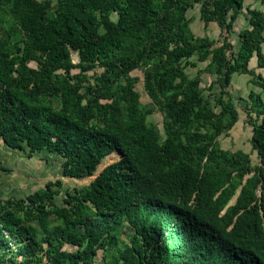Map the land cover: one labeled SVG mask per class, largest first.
<instances>
[{
    "label": "trees",
    "instance_id": "16d2710c",
    "mask_svg": "<svg viewBox=\"0 0 264 264\" xmlns=\"http://www.w3.org/2000/svg\"><path fill=\"white\" fill-rule=\"evenodd\" d=\"M56 4L51 15L52 0H0V22L7 24L0 140L29 157L43 150L60 156L62 176L72 179L95 176L115 152L121 158L67 192L64 207L53 202L59 180L24 199L0 201V264H41L43 257L47 264H93L99 228H118L139 204L152 209L138 231L141 243L119 251L113 264H264V76L249 68L255 57L264 70V14L247 9L249 28L235 52L228 34L243 0ZM197 4L204 26L220 29L219 47L190 31L186 13ZM195 54L200 62L210 57L220 74L218 114L202 99L199 78L189 80L181 66ZM96 68L103 70L96 83L83 86ZM138 69L146 95L164 113L163 140L140 111L130 77ZM234 74L248 75L261 91L248 95L256 109L255 119L247 114L260 161L254 167L249 154L217 143L238 119L222 99ZM51 217L61 224L51 227Z\"/></svg>",
    "mask_w": 264,
    "mask_h": 264
},
{
    "label": "rangeland",
    "instance_id": "374dc122",
    "mask_svg": "<svg viewBox=\"0 0 264 264\" xmlns=\"http://www.w3.org/2000/svg\"><path fill=\"white\" fill-rule=\"evenodd\" d=\"M43 1V0H37ZM56 0H52L51 11L52 15L56 9ZM200 4L194 5L192 9L186 13V19L189 21V28L194 37L207 38L214 43L213 47H219L222 44L221 32L215 23H210L206 27L200 21L199 13ZM7 20V15H5ZM115 19V16H113ZM247 18L245 14L239 15L234 21L232 31L228 34V42L232 50L237 52L240 41L239 33L248 27ZM7 36V24L0 22V39H5ZM262 53L264 55V44L262 45ZM74 62L76 57L73 56ZM211 58L206 61L200 62L198 55H193L190 59L182 62L181 66L184 73L189 80L196 77L199 78V91L202 99L207 102L208 107L213 113L218 114L221 110V105L218 102L220 97V88L218 81L220 74L216 73L214 67H210L209 63ZM31 66L33 64H30ZM250 69H254L256 74L264 76V70L258 69L256 66L250 65ZM102 69L96 68L85 74L83 86L88 84L94 85L97 77L102 73ZM77 73V70L74 71ZM130 77L134 79L133 89L139 94L140 104L139 108L141 113L146 114V123L154 127L160 134L161 140L164 139L163 135V120L164 113L161 109L152 103L143 89V73L141 70H135L130 73ZM251 77L248 75L234 74L231 78V84L227 88L226 94L223 96V101H230L237 112V122L228 132L221 134L217 143L218 146L225 151L236 152L243 151L250 156V165H259L260 161L256 152L252 151L250 145V138L252 128L248 124L247 114L252 111L250 116L255 119L252 102L249 99V93L254 92L259 94L261 91L249 83ZM262 98L264 99V95ZM58 108V102H55ZM120 159L119 153L115 152L114 155L106 157L97 169L96 175L101 172L106 166L114 163ZM63 158L55 155L49 151L43 150L34 153L32 156H27V152L15 151L7 148L0 140V201L8 199L19 200L24 199L26 196L44 190L48 182H55L59 180L61 186L59 193L53 198V202L57 207H64L63 199L67 192H72L73 188H84L88 186L94 177H87L84 179H72L62 176ZM53 189H56L54 187ZM234 202V199L233 201ZM151 208L145 204L134 206L127 212L124 220L118 228L110 229L105 227L99 228V234L95 246L98 251L93 264H113V260L119 251H123L126 247L136 249L141 243L138 237V231L143 221L150 215ZM51 227L60 225L61 221L52 219ZM91 224V222H88ZM32 230L35 235L40 238L42 232L37 223H32ZM112 237V239H111ZM45 247V246H44ZM43 257V254H40ZM41 264H47V260L43 257Z\"/></svg>",
    "mask_w": 264,
    "mask_h": 264
},
{
    "label": "crops",
    "instance_id": "0c3cea01",
    "mask_svg": "<svg viewBox=\"0 0 264 264\" xmlns=\"http://www.w3.org/2000/svg\"><path fill=\"white\" fill-rule=\"evenodd\" d=\"M247 9H250V10H257V11H260L264 14V5L261 4V0H243V9H242V14H245L246 15V18H247ZM247 23H248V20H247ZM248 27L246 29L249 28V24H247ZM257 65L256 63V58L253 57L250 62H249V66L250 65ZM250 68V67H249Z\"/></svg>",
    "mask_w": 264,
    "mask_h": 264
},
{
    "label": "water",
    "instance_id": "95a60500",
    "mask_svg": "<svg viewBox=\"0 0 264 264\" xmlns=\"http://www.w3.org/2000/svg\"><path fill=\"white\" fill-rule=\"evenodd\" d=\"M117 153H118V152H117ZM120 158H121V155H120ZM99 173H100V172H99ZM99 173H98V174H99ZM94 178H95V177H94Z\"/></svg>",
    "mask_w": 264,
    "mask_h": 264
}]
</instances>
